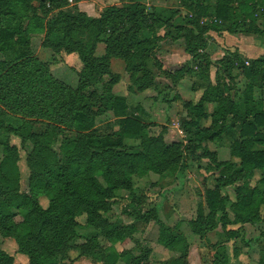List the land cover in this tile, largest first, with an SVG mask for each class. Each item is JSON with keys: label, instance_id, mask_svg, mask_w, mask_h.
Returning <instances> with one entry per match:
<instances>
[{"label": "trees", "instance_id": "16d2710c", "mask_svg": "<svg viewBox=\"0 0 264 264\" xmlns=\"http://www.w3.org/2000/svg\"><path fill=\"white\" fill-rule=\"evenodd\" d=\"M181 1L200 17L208 14L206 3L212 2L214 12L211 20L201 23L194 18L186 24H173L163 16V9L154 7L148 10L144 3L137 0H129L122 6H107L97 17L80 10L66 11L62 9L65 2L62 4L59 0H0V116L6 110L29 119L47 120L46 132L39 137L46 138L47 142L65 129L74 131L76 136L74 145L66 147L60 158L49 149V143L44 144L35 138V151L41 169L31 170L28 191L18 188L16 148L8 142L2 143L0 233L14 239L18 252L28 256L27 264H53L55 257L67 248L73 238L76 218L82 214L86 215L88 225L101 228L108 243L101 247L95 239H90L81 245V252L93 254L96 261L104 264H115L121 253L117 252L113 243L125 231L115 224H107L101 213L109 209V200L115 196L116 190H130L132 174L175 172L186 152L194 153L197 146L194 140H214L225 132L228 116H238L237 105L227 96H210L214 87H211L208 77L211 58L205 52L208 33L235 34L244 30L260 33L251 20L246 21L255 18L256 7L261 9L264 18V0ZM164 27L167 31L160 35L158 31ZM38 34L43 35V47L78 55L83 71L79 74L76 88L54 79L49 63L41 62L31 54L30 38ZM85 38L89 41H84ZM166 39L182 43L184 51L192 59L205 63L204 66L199 65V73L191 83L193 91L204 89L202 96L197 103H184L189 118L182 123L183 130L192 136L187 145H183L181 140L167 142L163 134L165 126L161 134L149 136L143 121L127 115L126 99L112 92V86L119 77L110 70L112 58L123 61L131 81L130 91L154 88L156 83L152 69L155 65L160 69V63L151 57ZM98 43L104 45L101 57L94 55ZM231 60L226 55L221 64L228 66ZM233 60L240 63L247 84V97L244 114L229 125L239 129L241 138L234 141L231 148L235 161L216 162L217 181L233 186L236 202L229 205L237 221L255 222L260 218V207H264V107L258 108L249 93L254 88H264V54L250 60L247 65L236 54ZM163 72L176 82L182 79L183 67L172 74ZM104 74H112L113 79L102 86V92L92 90L86 93V88L102 81ZM88 99L100 103L97 111ZM211 101L219 103L218 110L210 114L214 128H201L200 120L208 117L204 110L205 102ZM104 111H112L118 128L111 130L114 122L109 123L105 128L111 131L100 136V128L95 126L94 119ZM4 129L6 132L15 131L0 123V132ZM125 138L139 139L140 146L126 148L123 143ZM70 148L72 150L68 151ZM255 171L263 174L259 180L261 188L250 185ZM39 193L47 194V208L39 204ZM224 204L225 199L216 188L206 190L207 211L205 213L200 205L197 207L196 217L190 222L192 231L202 236L206 231L213 230L217 226V211H222ZM12 208L21 217L19 222L14 220ZM139 219L147 217L140 214L136 216V220ZM220 220L224 226L229 220L228 214L224 212ZM161 231L166 248L173 249L175 243L182 242L163 228ZM227 234L234 236L236 233L231 231ZM89 250L95 251L91 253ZM147 255L148 250H145L142 256L133 257L132 264H139V259L146 264ZM185 255L186 251L176 259L178 264L186 263ZM0 264H12V258L1 250ZM259 264L264 263L261 261Z\"/></svg>", "mask_w": 264, "mask_h": 264}, {"label": "rangeland", "instance_id": "374dc122", "mask_svg": "<svg viewBox=\"0 0 264 264\" xmlns=\"http://www.w3.org/2000/svg\"><path fill=\"white\" fill-rule=\"evenodd\" d=\"M59 1L62 4L65 2L62 9L66 11L79 10L77 4L82 1L88 9L99 7L96 10H101V13L107 6H122L129 0ZM137 1L144 3L148 10L154 7L163 9V16L169 18L173 24H186L194 18L201 23H208L214 12L212 2L206 3L208 14L200 17L196 16L195 10L189 7L187 3L182 4L181 0ZM237 1L235 0V2ZM255 11V18L253 20L247 19L246 22L251 20L253 27L259 29L260 33H252L246 30L235 34L210 31L205 48V52L211 58V64L208 66V77L211 87L214 89L210 96L214 98H219L222 95L227 96L237 105L238 116L229 115L225 132L214 140H194L195 145H197L194 153L186 152L181 166L175 172L166 171L157 174L148 171L144 174H132L130 176L132 188L130 190H116L115 196L109 200V209L105 213H101L107 224H115L125 231L113 243V247L121 253L115 264H132V258L138 255L142 256L145 250H148L146 264H178L179 261L176 259L185 251L186 263L183 264H259L261 261L264 263V207H260V218L257 221L244 223L237 221L236 214L229 205V203L236 202L233 186L218 183L216 167V162L219 161H235V158L231 156V148L234 141L241 139L239 129L229 127V125L244 114L247 84L240 70V63L233 60V56L236 54L247 65L250 60L264 54V18L261 16L259 7H256ZM50 15L51 13L48 14V17ZM166 31L167 28L164 27L158 33L162 35ZM42 37V34H38L32 35L30 38L31 54L41 62L49 63V71L54 79L69 87L76 88L79 84V74L83 71V65L78 55L43 47L41 44ZM84 41H89V38H85ZM97 45H99L98 48ZM97 45L94 55L101 57L104 53L103 45L102 43ZM180 46L183 48L182 43ZM158 50H160L159 47L153 52L151 58L160 63V69H158V65H155L152 69L153 72H160L164 78L163 71L172 74L174 70L183 67L181 80L174 82L167 76L162 80H157L159 83L153 88L155 90L153 97L155 98L144 93L137 94L136 91L129 90L131 81L128 73L120 67L122 62L115 60L113 70L115 71L116 68L120 70L122 77L119 76L115 80L112 92L126 99L127 115L143 121L147 126L146 132L149 136L161 134L163 132L162 127L165 126L163 134L167 142L181 140L183 145H187L188 139L192 136L183 130L182 123L188 121L187 118H189L184 103L187 101L197 103L202 96L204 89L193 91L191 83L199 73V65L204 66L205 63L203 60H194L190 56L187 60L178 57L173 62H165L166 68L163 69L161 61L165 60L163 57L160 58L161 54H158ZM226 55L233 60L229 62L228 66L221 64ZM115 63H119L120 66H115ZM101 79L102 81L99 83L87 87L85 92L90 93L92 90H98L101 93L102 86L113 79V76L112 74H104ZM249 97L258 108L264 107V88H254L249 93ZM87 101L93 105L95 111L98 110L97 107L100 104L98 101L90 99ZM102 102H104L103 99L101 107ZM218 107L217 101L205 102L204 110L208 117L200 120L201 128H214L210 114L218 110ZM114 121L112 111L99 113L94 119L95 126L100 128L98 134L102 136L113 129H117L118 126ZM217 122L220 123V121ZM0 123L4 127L15 129V131L8 132L4 129L0 132V161L4 156L2 143L8 142L17 150L18 188L20 191H28L31 170L33 168L34 170L41 169L38 166L39 160L37 159L34 140L45 134L49 122L47 120L29 119L5 110L0 116ZM109 123H113L110 131L105 128V125ZM61 127L63 128V126ZM39 140L44 144L49 143V149L56 154L57 158H60L66 147L74 145L76 136L74 131L65 129L56 134L50 142H47L46 138H39ZM123 143L126 148L140 146V141L137 138H125ZM262 176L261 171H255L250 180L251 187L261 188L262 184L259 183V180ZM99 179L101 180L100 177ZM215 188L220 196L225 199V204L222 206V211L218 210L215 216L217 226L200 236L192 231L190 222L195 219L199 205L203 207L206 213L205 192ZM37 200L41 207H48L49 198L47 194L39 193ZM11 211L14 220L19 222L21 217L16 210L12 208ZM224 212L228 214L229 220L223 226L220 217ZM140 214L146 215L147 219L136 220V216ZM76 223L73 238L67 248L55 257L53 264H104L96 261L93 254L86 255L80 250L81 245L90 239H95L101 247L108 243L101 228L88 225L85 214L78 216ZM132 225H135V228H131ZM161 228L172 236L175 235L182 242L175 243L173 249L166 248L165 240L161 238ZM231 231L236 234L229 236L227 233ZM166 238L167 236H165ZM0 250L12 258V264H27L29 262L28 256L18 252L14 239L4 237L1 233ZM94 251L89 250L91 253ZM139 261V264L143 263L142 259Z\"/></svg>", "mask_w": 264, "mask_h": 264}, {"label": "crops", "instance_id": "0c3cea01", "mask_svg": "<svg viewBox=\"0 0 264 264\" xmlns=\"http://www.w3.org/2000/svg\"><path fill=\"white\" fill-rule=\"evenodd\" d=\"M77 5H78L80 11L86 12L89 16H92V17H97L101 11V10H98V11L96 10L99 7H97L96 9H95V7L92 9L91 8L88 9V7H85L86 5H84V3H82V1H79ZM98 47H99V45H97V48ZM159 48H160V50H158V54H161L160 58L163 57L165 60V61H161L163 63V67H162L163 69L166 68L165 62H167V61L173 62L174 60H177L178 57L184 58V60L185 59L187 60L190 58L189 55L180 46L179 42H174V41L166 39V40L161 42ZM103 50H104V45H103ZM115 60H120V59L112 58L110 60V70L114 74H117V75L122 77V73L120 72V70H118L117 68L115 71L113 70V64H114ZM120 61L122 62V66H120L119 63H115V66H120L124 69V63L122 60H120ZM159 73L153 72L156 85H158V83H159L157 80H160V79L162 80L165 78V75L163 76L164 78H162L161 73L160 74ZM163 82H165V81H163ZM167 84H169V83H167ZM170 86H172V85H170ZM153 91L155 92V90H153V88L152 89L148 88L146 90H143L140 92L136 91V92H137V94H143L144 93L147 96H152V98H155V97H153V96H155Z\"/></svg>", "mask_w": 264, "mask_h": 264}]
</instances>
